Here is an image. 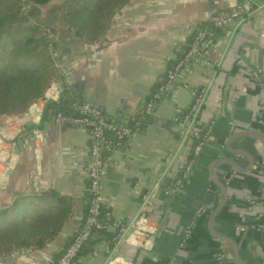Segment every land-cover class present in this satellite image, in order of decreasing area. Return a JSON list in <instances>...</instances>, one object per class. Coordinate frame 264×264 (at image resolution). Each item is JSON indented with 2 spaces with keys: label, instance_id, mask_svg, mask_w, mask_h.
Returning a JSON list of instances; mask_svg holds the SVG:
<instances>
[{
  "label": "crops",
  "instance_id": "obj_1",
  "mask_svg": "<svg viewBox=\"0 0 264 264\" xmlns=\"http://www.w3.org/2000/svg\"><path fill=\"white\" fill-rule=\"evenodd\" d=\"M237 2L248 4L250 12H243V19L240 16L235 24L211 32L212 46L202 59L210 65L194 64L189 72L185 67L175 80L180 76L181 81L207 91L200 120L203 125L213 122L189 182L175 196L164 194L176 164L187 158L190 146L174 120L177 103L166 95L131 137L110 152L101 194L114 223L128 226L126 232H131V239L119 251L118 258L125 262L221 264L216 255L222 249L228 262L236 264L235 247L231 243L218 246L212 230L237 241L242 264H264V215L258 216L261 209L254 201L259 183L256 165L261 158L264 161V147L255 136L240 134L253 130L264 136L257 122L264 116V87L259 83L264 79V4L253 0H129L95 43H85L66 27L49 21L48 6L42 7L41 23L55 30L53 55L60 79L46 90L43 100L29 107L27 117L22 114V124L14 120L4 129L0 126L5 145H15V163L0 180V209L18 195L47 190L71 198L74 207L51 242L41 249L15 250L0 257V264H54L83 222L92 161L88 133L71 123L57 125L49 117L43 121L46 102L57 101L64 93L98 108L115 123L137 115L192 31ZM258 70L261 74L256 77ZM36 109L41 111L39 119ZM28 122L33 126H26ZM37 128L42 133L40 142L33 135ZM236 134L240 135L230 143L227 153L232 157H228L226 145ZM218 159L233 162L238 170L217 164L210 171ZM229 167L243 173L232 174ZM212 175L225 182L229 200L208 231L209 217L223 201ZM141 213L146 219L136 227ZM110 244L118 245L100 242L93 251L102 245L105 251L80 258L76 264H105L115 251L107 249Z\"/></svg>",
  "mask_w": 264,
  "mask_h": 264
},
{
  "label": "trees",
  "instance_id": "obj_2",
  "mask_svg": "<svg viewBox=\"0 0 264 264\" xmlns=\"http://www.w3.org/2000/svg\"><path fill=\"white\" fill-rule=\"evenodd\" d=\"M55 1L25 0L22 3L20 0H0V116L24 114L36 100L43 98L52 83L60 79L54 65L53 53L50 51L51 46L55 47V42L48 38V33L54 34L55 30L41 23L42 7L48 6L46 17L49 21L66 27L85 43H95L106 32L116 11L129 2V0ZM202 27L210 32L214 30L210 21L203 23ZM190 39L191 36L177 50L175 59L168 65L169 68L172 69L186 54ZM164 82L163 76L154 85L151 94ZM74 99L76 98L66 97L61 93L57 101H47L42 112L43 121L46 117L53 119L58 113L76 116L71 108ZM108 137L115 145L114 136L108 134ZM195 144L196 142L192 143L191 147ZM109 154L110 152L104 154L106 159ZM89 198L90 194L87 191L86 203ZM73 207L74 202L71 198L59 196L53 190L36 193L33 196L15 197L11 205L0 209V257L15 250L43 248L69 221ZM99 220L107 225L114 223L109 209L104 206ZM116 232L95 231L87 245L79 252L78 259L91 254L93 247L100 242L111 243Z\"/></svg>",
  "mask_w": 264,
  "mask_h": 264
},
{
  "label": "built area",
  "instance_id": "obj_3",
  "mask_svg": "<svg viewBox=\"0 0 264 264\" xmlns=\"http://www.w3.org/2000/svg\"><path fill=\"white\" fill-rule=\"evenodd\" d=\"M20 1L22 3L25 2V0ZM244 6L243 3L237 2L234 7L213 15L209 21L213 24L214 30L233 25L243 14ZM211 46V32L203 28L202 24L198 25L191 33L188 50L183 58L180 59L172 69L169 68L168 65L165 67L163 72L165 82L139 107L137 115L129 119L127 118L120 123L108 120L98 108L91 106L78 98L74 99L71 104V108L76 116H66L61 113L55 115L53 118L55 124L61 125L64 123H71L82 127L87 131L89 137L88 150L92 157V161L88 171V191L90 198L86 203L83 222L54 264H76L79 252L87 245L95 231L116 229L117 232L112 239L114 244H118L125 236L128 226L120 223L107 225L99 220L101 209L103 207L101 183L104 175V164L106 159L104 154L106 152H111L114 149V146L118 143L126 142L133 132L138 129L139 125H141L144 117L154 111L157 102L165 98L168 92H170V96L173 97L175 93L180 90L187 92L189 99L185 105L176 104L174 120L177 126L182 130L183 137L189 141L190 146L187 151V158L181 163L176 164L174 169L175 175H173L174 177L172 181L165 187L164 194L170 197L175 196L181 185L189 182L194 172L195 162L211 136L213 122L203 125L200 120V114L207 99V91L204 88L195 87L185 81H180L175 87L173 86V83L179 73L191 64L203 63L204 65L209 66L210 64L203 62L202 59ZM260 74V70L255 73L256 77ZM259 83L264 87V79H259ZM36 110V118L39 119L41 111L40 109ZM14 120L21 124L23 123L22 115H19L10 118H1L0 126L2 125V128L4 129L8 123ZM257 122L264 129V116L259 117ZM231 128L233 129V127ZM108 134L114 136L116 140L115 145L108 137ZM33 135L37 142L41 141L42 133L40 129L37 128L33 130ZM194 142H196L195 146L191 147V144ZM5 144L7 143L0 132V163L3 165V169L0 171V180H3L4 176L10 171L15 163V156L13 154L15 145L9 143L7 146ZM5 147H9L7 151L5 150ZM169 161L170 158H166V162ZM256 172L259 177L257 199L261 201V203L257 202L261 209L258 216L261 217L264 215V161L261 165L259 163L256 165ZM150 196L151 192H149L143 199L146 201ZM145 219L144 213H141L134 225L137 227V225L144 222ZM190 230L191 227L189 226L187 232ZM130 239L131 233L127 237L125 244ZM216 259L218 263L221 262V264H232V262H228L225 258V252L222 249H219L217 252ZM105 264H131V262H125L121 258H116L112 261H107Z\"/></svg>",
  "mask_w": 264,
  "mask_h": 264
},
{
  "label": "water",
  "instance_id": "obj_4",
  "mask_svg": "<svg viewBox=\"0 0 264 264\" xmlns=\"http://www.w3.org/2000/svg\"><path fill=\"white\" fill-rule=\"evenodd\" d=\"M255 3H257V4H259L260 6H263V4H264V0H253ZM250 6L248 5V4H246L245 6H244V14H246V13H249L250 12ZM243 19V16H241L240 17V20H242ZM234 24H235V22H234ZM193 67V65L191 64V65H189V66H187L186 67V69H187V72H189L190 71V69ZM180 81H181V78H180V76L178 77V79H177V81H175L174 83H173V86L175 87V86H177L179 83H180ZM68 84H70V82L71 81H66ZM168 96H170V92H168L167 93V97ZM189 99V95L187 94V92H185V91H182V90H180V91H178L177 93H175V95L173 96V100L177 103V104H179V105H184L186 102H187V100ZM24 116H28V112H25L24 114H23ZM26 126H28V127H32L33 126V122H28L27 124H26ZM240 134H249V135H252V136H255L256 138H257V140L260 142V144L261 145H263V147H264V136L262 135V134H260V133H258V132H256V131H253V130H243V132H241ZM240 134H236V135H234L233 137H231L230 139H229V141H228V143H227V145H226V153L228 152V150H229V145H230V143L236 138V137H238V135H240ZM16 153H17V151H15ZM227 156L228 157H232V156H230L228 153H227ZM262 162H263V160H262V158L260 159V161H259V164L261 165L262 164ZM219 165V164H225V165H232L233 167H235L237 170H238V168H237V166L233 163V162H230V161H228V160H226V159H218V160H214L213 161V163L211 164V166H210V171H211V169H213L216 165ZM105 166V165H104ZM249 168V167H248ZM250 168H251V166H250ZM249 168V169H250ZM229 169H230V172L232 173V174H236V175H240V174H242L243 172H239V171H236V170H234V169H232V168H230L229 167ZM249 169H247V170H249ZM210 173V172H209ZM211 181L219 188V190L221 191V193H222V195H223V201H222V203H221V205L210 215V217H209V220H208V223H207V229H208V231H209V229L211 228V225H212V223H213V221L215 220V218L217 217V215L220 213V212H222V211H225L226 209H227V207H228V200H229V191H228V189H227V187H226V185H224V181L222 182V181H219L216 177H214L213 175H212V178H211ZM1 188V187H0ZM254 201H256V202H259V203H261V201L259 200V199H254ZM80 227V226H79ZM78 227V228H79ZM211 230V229H210ZM211 232H212V235H215L218 239H219V241H218V243H217V245L218 246H220L222 243H231L234 247H235V261H236V264H242L241 263V249L238 247V243H237V241H234V240H232V239H230L229 237H226V236H223V235H217V234H215V233H213V231L211 230ZM130 231H128L126 234H125V236L121 239V241L118 243V245H117V247L116 248H114V245L113 244H110L108 247H107V249L110 251V250H115L114 251V254H113V256H111L110 257V259L108 260V261H112V260H114V259H116V258H118L119 257V251H120V249L125 245V241H126V239H127V237L130 235ZM253 246H255V244L254 245H250L249 246V250H251L252 251V249H253ZM105 249H106V247L104 246V245H102L100 248H98L96 251H93L91 254H90V257H95V256H97L98 254H100L101 253V251H105Z\"/></svg>",
  "mask_w": 264,
  "mask_h": 264
},
{
  "label": "rangeland",
  "instance_id": "obj_5",
  "mask_svg": "<svg viewBox=\"0 0 264 264\" xmlns=\"http://www.w3.org/2000/svg\"><path fill=\"white\" fill-rule=\"evenodd\" d=\"M61 1V0H60ZM48 38H50L52 41L54 40V34L52 33H48ZM55 47H53L52 48V46L50 47V51H51V53H54L55 51ZM53 60H54V63H55V58H54V55H53ZM55 65V64H54ZM56 66V65H55ZM38 101H41V98L40 99H38ZM35 102H37V100L35 101ZM34 102V103H35ZM29 111V108H28V110L26 111V112H28ZM22 115V114H21ZM15 116H19V115H15ZM6 117H14V116H6V115H3V116H0V119L1 118H6Z\"/></svg>",
  "mask_w": 264,
  "mask_h": 264
}]
</instances>
